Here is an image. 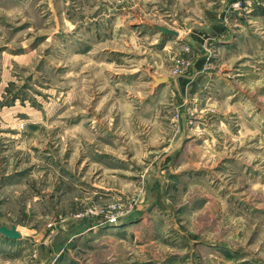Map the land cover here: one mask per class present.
Wrapping results in <instances>:
<instances>
[{
  "label": "rangeland",
  "instance_id": "374dc122",
  "mask_svg": "<svg viewBox=\"0 0 264 264\" xmlns=\"http://www.w3.org/2000/svg\"><path fill=\"white\" fill-rule=\"evenodd\" d=\"M0 226V264H264V0H0Z\"/></svg>",
  "mask_w": 264,
  "mask_h": 264
},
{
  "label": "water",
  "instance_id": "95a60500",
  "mask_svg": "<svg viewBox=\"0 0 264 264\" xmlns=\"http://www.w3.org/2000/svg\"><path fill=\"white\" fill-rule=\"evenodd\" d=\"M157 30H159L163 34L168 33L167 30H164L162 28H157ZM161 82H163V80H161ZM0 235L11 240L20 238V234L17 232L15 227L7 229L6 227L0 226Z\"/></svg>",
  "mask_w": 264,
  "mask_h": 264
},
{
  "label": "bare ground",
  "instance_id": "6f19581e",
  "mask_svg": "<svg viewBox=\"0 0 264 264\" xmlns=\"http://www.w3.org/2000/svg\"><path fill=\"white\" fill-rule=\"evenodd\" d=\"M16 230H17V228H16ZM18 232V231H17ZM19 233V232H18ZM20 234V233H19Z\"/></svg>",
  "mask_w": 264,
  "mask_h": 264
}]
</instances>
